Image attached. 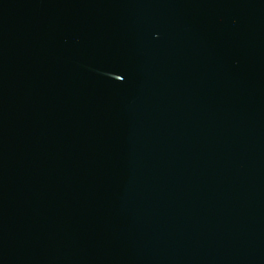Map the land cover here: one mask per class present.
<instances>
[{"label":"water","instance_id":"water-1","mask_svg":"<svg viewBox=\"0 0 264 264\" xmlns=\"http://www.w3.org/2000/svg\"><path fill=\"white\" fill-rule=\"evenodd\" d=\"M0 264H264V0H0Z\"/></svg>","mask_w":264,"mask_h":264}]
</instances>
